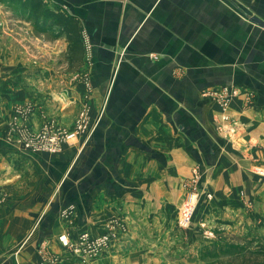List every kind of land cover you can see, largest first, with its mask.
<instances>
[{
    "label": "crops",
    "instance_id": "crops-1",
    "mask_svg": "<svg viewBox=\"0 0 264 264\" xmlns=\"http://www.w3.org/2000/svg\"><path fill=\"white\" fill-rule=\"evenodd\" d=\"M70 1L72 97L88 129L55 155L0 137V264H195L167 245L187 190L205 220L264 224V0ZM1 59L0 102L18 89ZM221 87L238 91L229 140L208 95ZM110 220L121 233L93 260L57 241L100 235Z\"/></svg>",
    "mask_w": 264,
    "mask_h": 264
},
{
    "label": "rangeland",
    "instance_id": "rangeland-1",
    "mask_svg": "<svg viewBox=\"0 0 264 264\" xmlns=\"http://www.w3.org/2000/svg\"><path fill=\"white\" fill-rule=\"evenodd\" d=\"M36 1L41 11L72 16L67 7L72 3L69 0ZM22 5V0H0V59L17 73L18 88L12 95L1 99L0 105L4 110V119L1 120L3 123L7 118V122L2 124L4 129L0 137L20 141L41 131L49 134L70 133L81 112L78 111L81 106L77 101L74 104L72 97L74 80L78 78L73 74L77 54L73 53L71 58H67L64 46L67 42L55 24L42 20L39 17L41 12L35 17L28 16L29 8ZM86 83L81 84L86 87ZM73 118L72 126L68 127ZM201 209L195 208L192 215L193 218L196 214V221H199L197 231L191 227L183 229L177 226L178 209L175 217L172 211L168 216H172L173 220L175 218L174 226H170L168 231L179 238L167 242V245L193 252L195 256L187 258L189 261L195 264H236L231 256L222 251L230 247H241L247 251L257 247L264 249L263 223L246 225L244 221L237 223V220L225 224L212 223L204 219L206 214H201ZM252 215L256 219L260 216L259 212ZM232 216L239 217L237 214Z\"/></svg>",
    "mask_w": 264,
    "mask_h": 264
},
{
    "label": "built area",
    "instance_id": "built-area-1",
    "mask_svg": "<svg viewBox=\"0 0 264 264\" xmlns=\"http://www.w3.org/2000/svg\"><path fill=\"white\" fill-rule=\"evenodd\" d=\"M208 95L218 109V114L215 118V128L222 137L229 140L231 137L235 136V128L237 126L227 114V107L231 100L237 97L238 91L232 87H221L219 89L210 90ZM74 125V130L67 134H49L41 131L37 135H31L27 139L20 140L22 148L31 153H46L53 155L60 150L62 143L87 131L88 119L84 111L79 112ZM195 208L196 193L194 190H187L178 208L176 224L179 228L187 229L190 227ZM68 212L67 210H63L61 214L62 216H66ZM121 230L122 227L118 221L110 220L105 226V231L100 235L90 236L84 232L80 233L74 241H69V239L62 234L57 237V241L63 249L68 251L69 254L77 260L80 262H87L104 253L109 244L118 238ZM42 259L44 260V264H51L54 262V259L50 257Z\"/></svg>",
    "mask_w": 264,
    "mask_h": 264
},
{
    "label": "trees",
    "instance_id": "trees-1",
    "mask_svg": "<svg viewBox=\"0 0 264 264\" xmlns=\"http://www.w3.org/2000/svg\"><path fill=\"white\" fill-rule=\"evenodd\" d=\"M22 4L24 8H29L28 16L33 15L35 17L38 12H41L39 17L42 20H50L55 24L67 42V58H71L73 53L77 54L75 57L78 56L80 58L81 45L77 22L72 16L55 15L49 11H41L40 4L36 0H22ZM222 253L231 256L233 258L232 262L234 261L236 264H264V249L261 247L251 249L250 251L241 247H230L226 251H222Z\"/></svg>",
    "mask_w": 264,
    "mask_h": 264
},
{
    "label": "water",
    "instance_id": "water-1",
    "mask_svg": "<svg viewBox=\"0 0 264 264\" xmlns=\"http://www.w3.org/2000/svg\"><path fill=\"white\" fill-rule=\"evenodd\" d=\"M255 23H256V25H257L258 27H263L262 24H260V23H258V22H256V21H255Z\"/></svg>",
    "mask_w": 264,
    "mask_h": 264
}]
</instances>
